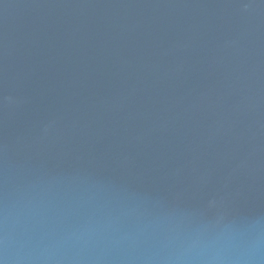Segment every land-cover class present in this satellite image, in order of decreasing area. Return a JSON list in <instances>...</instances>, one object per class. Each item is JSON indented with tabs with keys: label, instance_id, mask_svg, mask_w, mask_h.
I'll list each match as a JSON object with an SVG mask.
<instances>
[{
	"label": "water",
	"instance_id": "obj_1",
	"mask_svg": "<svg viewBox=\"0 0 264 264\" xmlns=\"http://www.w3.org/2000/svg\"><path fill=\"white\" fill-rule=\"evenodd\" d=\"M237 261L264 264V0H0V264Z\"/></svg>",
	"mask_w": 264,
	"mask_h": 264
},
{
	"label": "clouds",
	"instance_id": "obj_2",
	"mask_svg": "<svg viewBox=\"0 0 264 264\" xmlns=\"http://www.w3.org/2000/svg\"><path fill=\"white\" fill-rule=\"evenodd\" d=\"M253 253L252 252H249L248 255L251 256ZM235 264H240L239 261L235 262Z\"/></svg>",
	"mask_w": 264,
	"mask_h": 264
}]
</instances>
